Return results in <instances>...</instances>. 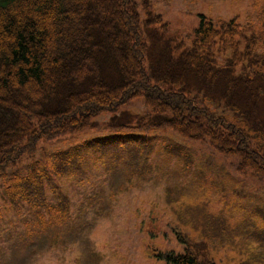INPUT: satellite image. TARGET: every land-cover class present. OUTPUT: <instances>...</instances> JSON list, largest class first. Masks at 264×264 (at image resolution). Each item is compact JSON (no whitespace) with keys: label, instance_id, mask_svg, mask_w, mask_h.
I'll list each match as a JSON object with an SVG mask.
<instances>
[{"label":"trees","instance_id":"16d2710c","mask_svg":"<svg viewBox=\"0 0 264 264\" xmlns=\"http://www.w3.org/2000/svg\"><path fill=\"white\" fill-rule=\"evenodd\" d=\"M250 9L258 25L249 22L250 35L237 16L200 14L185 43L166 37L168 24L148 0H0V171L33 156L40 141L80 133L140 99L159 126L205 143L264 183V0H251ZM45 165L5 181L9 201L46 205L48 170L66 165ZM174 213L188 224L184 211ZM193 227L206 237L207 224ZM176 238L183 254L151 256L215 264L200 258V243Z\"/></svg>","mask_w":264,"mask_h":264},{"label":"rangeland","instance_id":"374dc122","mask_svg":"<svg viewBox=\"0 0 264 264\" xmlns=\"http://www.w3.org/2000/svg\"><path fill=\"white\" fill-rule=\"evenodd\" d=\"M148 1L172 42L187 43L200 14L214 21L237 16L246 34L249 22L258 26L251 0ZM160 123L136 99L80 133L40 141L33 156L0 171V264H165L151 253L183 254L176 233L201 244L202 260L264 264V183ZM55 161L66 167L49 168L53 190L46 188V205L9 201L5 181L35 162ZM176 209L188 224L176 219ZM197 220L207 224L206 237L194 233Z\"/></svg>","mask_w":264,"mask_h":264}]
</instances>
